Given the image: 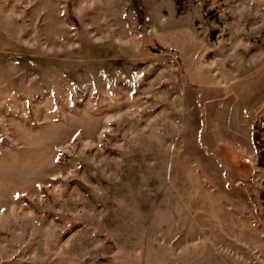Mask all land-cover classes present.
Listing matches in <instances>:
<instances>
[{
	"label": "rangeland",
	"instance_id": "rangeland-1",
	"mask_svg": "<svg viewBox=\"0 0 264 264\" xmlns=\"http://www.w3.org/2000/svg\"><path fill=\"white\" fill-rule=\"evenodd\" d=\"M261 157L264 0H0V264H264Z\"/></svg>",
	"mask_w": 264,
	"mask_h": 264
},
{
	"label": "trees",
	"instance_id": "trees-1",
	"mask_svg": "<svg viewBox=\"0 0 264 264\" xmlns=\"http://www.w3.org/2000/svg\"><path fill=\"white\" fill-rule=\"evenodd\" d=\"M255 135V134H254ZM256 138V135L253 136V139ZM257 140V139H256ZM260 164L264 167V158L261 157Z\"/></svg>",
	"mask_w": 264,
	"mask_h": 264
}]
</instances>
